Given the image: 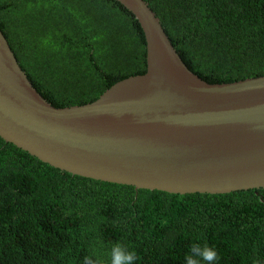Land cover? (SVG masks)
Here are the masks:
<instances>
[{"label": "trees", "instance_id": "obj_1", "mask_svg": "<svg viewBox=\"0 0 264 264\" xmlns=\"http://www.w3.org/2000/svg\"><path fill=\"white\" fill-rule=\"evenodd\" d=\"M186 65L210 83L264 75V0H145ZM0 29L57 107L96 99L146 70L145 39L116 0H0ZM217 264H264V188L172 194L55 168L0 137V264H184L194 242Z\"/></svg>", "mask_w": 264, "mask_h": 264}, {"label": "water", "instance_id": "obj_2", "mask_svg": "<svg viewBox=\"0 0 264 264\" xmlns=\"http://www.w3.org/2000/svg\"><path fill=\"white\" fill-rule=\"evenodd\" d=\"M146 70L96 99L57 107L33 85L0 29V137L94 180L172 194L264 188V75L210 83L183 61L145 0Z\"/></svg>", "mask_w": 264, "mask_h": 264}, {"label": "clouds", "instance_id": "obj_3", "mask_svg": "<svg viewBox=\"0 0 264 264\" xmlns=\"http://www.w3.org/2000/svg\"><path fill=\"white\" fill-rule=\"evenodd\" d=\"M187 252L184 256V264H217L220 260L215 247L207 244L202 245L196 241L189 246ZM108 256L107 264H136L139 259L135 250H131L120 243L111 246ZM84 264H100V262L94 260L91 256H86Z\"/></svg>", "mask_w": 264, "mask_h": 264}]
</instances>
